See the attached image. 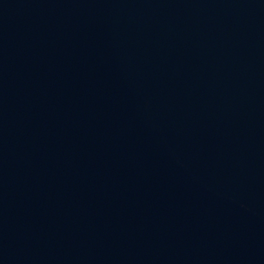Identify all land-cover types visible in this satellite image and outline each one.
Instances as JSON below:
<instances>
[{"label": "water", "instance_id": "1", "mask_svg": "<svg viewBox=\"0 0 264 264\" xmlns=\"http://www.w3.org/2000/svg\"><path fill=\"white\" fill-rule=\"evenodd\" d=\"M0 264H264V0H0Z\"/></svg>", "mask_w": 264, "mask_h": 264}]
</instances>
